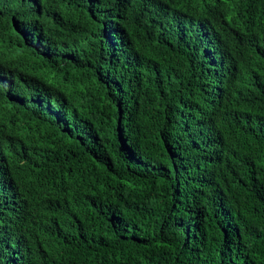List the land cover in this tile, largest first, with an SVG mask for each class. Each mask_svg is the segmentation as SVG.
Wrapping results in <instances>:
<instances>
[{"label":"trees","instance_id":"trees-1","mask_svg":"<svg viewBox=\"0 0 264 264\" xmlns=\"http://www.w3.org/2000/svg\"><path fill=\"white\" fill-rule=\"evenodd\" d=\"M107 4L0 0V134L56 144L0 190V264H264V0Z\"/></svg>","mask_w":264,"mask_h":264},{"label":"clouds","instance_id":"clouds-1","mask_svg":"<svg viewBox=\"0 0 264 264\" xmlns=\"http://www.w3.org/2000/svg\"><path fill=\"white\" fill-rule=\"evenodd\" d=\"M116 1L130 0H78L81 5L80 7H84L92 13L103 14L110 10L107 2ZM108 22H112V19L108 18ZM203 26L204 25L197 24V22L193 20V23H190V29L185 34V37H194L196 34H200L201 36L203 34L202 31L204 30ZM108 39L111 41L110 43L114 45V50H123V48L119 46V42L113 37L109 36ZM185 42V38L178 40L177 47H182ZM124 52L128 53L127 50H124ZM117 54L124 59L129 58V55H124L121 52H117ZM126 63L130 66L131 62L127 61ZM117 79L118 82L122 84L129 82V76L122 72L117 74ZM40 113L46 118L43 111L40 110ZM64 113V110H61V114ZM68 131L73 136L79 132L77 121L72 127H68ZM49 134L50 133L46 132L42 127L34 125L26 114L14 129L0 134V190H8L12 192L15 198L16 207L25 203L33 196L34 188L30 184L16 182L15 174L35 175L36 173H42L45 170L48 151L56 148L54 140L43 144ZM13 163H18V167H15L14 171L12 169ZM29 164H36L37 170L30 172L20 171L22 165L26 166ZM22 183L24 184V188L20 187V184Z\"/></svg>","mask_w":264,"mask_h":264},{"label":"bare ground","instance_id":"bare-ground-1","mask_svg":"<svg viewBox=\"0 0 264 264\" xmlns=\"http://www.w3.org/2000/svg\"><path fill=\"white\" fill-rule=\"evenodd\" d=\"M117 41V40H116Z\"/></svg>","mask_w":264,"mask_h":264}]
</instances>
